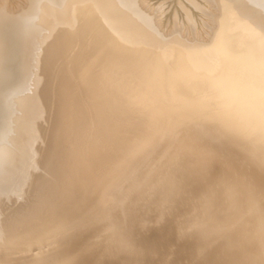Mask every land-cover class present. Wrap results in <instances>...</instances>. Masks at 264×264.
Instances as JSON below:
<instances>
[{
    "label": "bare ground",
    "instance_id": "1",
    "mask_svg": "<svg viewBox=\"0 0 264 264\" xmlns=\"http://www.w3.org/2000/svg\"><path fill=\"white\" fill-rule=\"evenodd\" d=\"M15 5L0 0V221L33 209L41 215L50 203L64 208L69 194L49 193L45 178L60 133L77 119H94L115 142L102 179L86 185L90 211L66 221L64 251L50 250L56 244L46 236L38 256L22 255L15 247L36 242L37 233L24 243L19 227H0V264H56L75 252L88 264L104 246L138 259L137 247L154 254L139 264H184L174 234L141 229L154 215L148 180L177 155L205 152L221 158L241 195L240 264H264V0H205L209 37L191 21L187 30L163 31L146 0ZM189 143L192 150L182 152ZM109 222L119 227L96 229Z\"/></svg>",
    "mask_w": 264,
    "mask_h": 264
},
{
    "label": "rangeland",
    "instance_id": "2",
    "mask_svg": "<svg viewBox=\"0 0 264 264\" xmlns=\"http://www.w3.org/2000/svg\"><path fill=\"white\" fill-rule=\"evenodd\" d=\"M4 1L10 6L15 4V6H19L20 4V0ZM146 2L148 5V7L147 5L146 7L149 9L151 8L150 11L154 9L158 14V21L160 22L159 24H161L159 26L163 31L165 30V32L168 33L169 30H172L171 28L174 29L175 25L182 27L183 30H187L190 25L188 23L191 21L194 23L198 32L200 31V33H202L201 31H203V33L206 34L205 36L209 35V32H207L209 28L204 25L207 27V31H205V27H203L204 18L202 15L205 12L204 10H209L205 5V0H146ZM201 36L205 39L204 35ZM202 37H200L201 40L203 39ZM76 121L77 125H71V131L69 129L67 132L60 133L61 137L59 141L55 143V150L52 154L53 160L51 161L50 167L47 168L48 176L45 178L48 179V183L46 184H53L51 189H49V193L54 194L56 190H59L58 192L60 193L63 191V193L65 192L70 196V198H66L65 200L61 198L63 204L67 199H70V201L67 200L65 202V206L62 208L63 210H60L63 206L56 207L53 206V203H50L52 205L48 204V207L45 206L47 207L45 211L49 208L51 210V212L48 210V215H46L47 211H44L45 215L43 212L41 215H38L39 213L36 212V209H33L32 212H34V214L32 212L28 214L29 212L27 211L25 214H20L13 221H0V227H19V234H17V236L19 240L21 239L20 242L23 241L24 243H28L24 237L27 238V235L32 231V233H37L38 240L36 242H30V244L20 248L19 246L15 247L18 251L19 249H23V251L19 252L22 255L37 254L38 256L42 248L41 246L45 245L44 238L46 236L54 240L53 242L56 244L52 245L50 250L56 249L60 252L64 251L62 247L60 248V244H62L65 238L63 233L65 232L64 229L67 228L65 227L67 226L66 221H71L73 218L72 221L74 222L76 219L78 220L80 216L79 219H81L83 215H86L81 214L82 211H90L91 205L86 196L91 189L87 188L85 190L86 185L89 184L88 186L91 188V184H94L95 180L97 181L98 178L99 180L102 179L103 173L108 168V159L112 152L108 153V147L110 145L112 146L115 142L114 137L111 136L110 133L103 134L101 130L94 125L95 120L92 118L87 117L77 119ZM192 145V143L184 145L181 148L183 150L182 152H189L188 150H192ZM103 153H105V155ZM103 156H106V159ZM96 158V161L99 160L98 162L95 161ZM105 161L108 163L105 164ZM168 162L169 161H166L159 167L162 169L155 179H153L154 176L152 178L153 180L151 178L148 180V182L151 180L148 198L153 201L156 207L151 205V208H154L149 211L154 213V215L151 218L144 217L141 229L147 232H158L157 230H159L160 232H166V234H174L176 237L175 241L179 243V248L181 249L178 253L182 255L181 257L184 259V264H201L205 262L210 264H228L230 263L227 257L228 254L232 257L231 264H240L243 258V248L241 246V240L238 239L235 224L236 220L242 217L239 207L241 200L237 198L241 195H239L240 193L236 187L237 183L233 175H230L229 171L224 168L223 161L220 157H211L210 154L206 152L203 154L202 158L192 153H182L175 156V159L170 164H168ZM93 165L96 166L94 167ZM88 166L90 168H88ZM93 168L96 169L94 170ZM88 169L89 171L86 172ZM92 169L95 172H93ZM96 172L97 174L95 175L94 173ZM90 173L91 175L93 174L91 177ZM80 175L82 178L79 177ZM94 176H98V178ZM93 177L95 178L94 180L92 179ZM77 180H79L80 183ZM90 180H92V182ZM82 183L84 187L81 186ZM74 185H77L79 190L75 188L76 186ZM71 186L74 187L72 188ZM83 189L86 192H84ZM76 190L77 194L80 193L77 195L78 197L74 195L76 194ZM81 194L82 198L80 197ZM60 195H58V198L61 197ZM74 196L76 197L74 198ZM66 197H68V195H66ZM79 198L83 200H81V203ZM57 202L58 199H55L54 204ZM60 202L61 201L57 204L63 205L60 204ZM67 202L70 203L68 204ZM140 202L143 203V199H141ZM37 203L38 202H35V205L31 208H36L41 204L40 202ZM75 205L77 206L75 207ZM52 206L59 210L52 208ZM64 209L67 210V212H65ZM52 210H57L56 212L58 214H56V212L54 213ZM73 212L74 214L69 216V214ZM51 213H53V215H51ZM61 213L63 215H60ZM96 213L97 211L90 216ZM32 215H34L33 219L31 217ZM35 215H37L38 218ZM59 216L62 218L59 219ZM43 218H45L46 223ZM56 219L59 222L55 223ZM47 223H49V225L52 224L49 226ZM40 224H42V227ZM43 225L46 228H43ZM115 226L118 225L109 222L106 226H99L96 229H103V231H105L106 229H111V227L115 228ZM17 236L15 238H17ZM83 237L78 241L79 243L82 241ZM127 243L129 242L127 241ZM89 245L91 244L87 246ZM81 246L83 245L79 247ZM137 248L140 250H138V252L141 253H139V259L133 254L125 253L123 248H110L104 246L102 249L100 248L99 250L89 253L92 256H96L92 258L90 263L88 261V264H107L108 262V264H139L140 259H149V261H151L152 257L150 254H154L148 250H142V247ZM47 251H49V249ZM70 258L72 259L66 258L61 262L56 261V264H82L77 252ZM104 261H106V263H104Z\"/></svg>",
    "mask_w": 264,
    "mask_h": 264
}]
</instances>
